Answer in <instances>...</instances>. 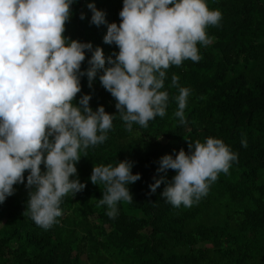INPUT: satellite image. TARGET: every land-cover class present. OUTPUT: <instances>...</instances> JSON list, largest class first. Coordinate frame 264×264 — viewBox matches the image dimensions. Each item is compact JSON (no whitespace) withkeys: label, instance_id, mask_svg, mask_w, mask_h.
<instances>
[{"label":"trees","instance_id":"1","mask_svg":"<svg viewBox=\"0 0 264 264\" xmlns=\"http://www.w3.org/2000/svg\"><path fill=\"white\" fill-rule=\"evenodd\" d=\"M89 2L108 23L119 25L123 0H74L63 35L102 48L107 66V57L119 49L103 41L107 24L91 23ZM205 2L221 20L205 30L210 43L197 44L198 62L188 59L166 70L165 115L147 128L133 124L126 130L99 72L91 88L87 76L80 77L73 103L90 94L93 110L102 105L113 115L112 128L103 143L81 151L75 178L86 187L62 198V214L50 228L38 227L27 214L25 184L14 185V194L0 204V264H264V0ZM85 56L81 71L91 52L85 50ZM173 75L179 87L190 89L184 124L174 115L179 87L170 86ZM209 137L221 139L237 160L227 174H218L205 196L191 207H174L160 195L164 182L150 192L153 178L165 175L156 171L161 156L188 152V142ZM123 160L132 162V173L141 178L128 185L131 203L118 202L110 218L107 205L98 206L105 185H94L89 177L92 167H115ZM166 175L171 180L175 172ZM26 177L27 172L25 182Z\"/></svg>","mask_w":264,"mask_h":264},{"label":"clouds","instance_id":"2","mask_svg":"<svg viewBox=\"0 0 264 264\" xmlns=\"http://www.w3.org/2000/svg\"><path fill=\"white\" fill-rule=\"evenodd\" d=\"M72 3L0 0V204L14 194L15 184L24 183L27 214L43 229L61 216L63 197L86 187L75 178L81 151L103 143L112 128L113 115L102 105L93 110L90 94L73 103L81 92L80 77L86 75L91 88L99 72V81L115 99L126 130L132 131L133 124L147 128L149 121L165 115L169 97L161 89L166 70L184 60L198 62L197 44L208 45L206 28L221 20V13L210 10L205 0H123L117 25L108 23L105 13L89 2L91 23L107 24L103 41L119 49L107 57L106 66L102 48L93 49L90 42L63 35ZM85 50L91 56L81 71ZM170 86L179 87L178 76H172ZM189 94L190 89L179 87L174 115L181 124L186 123ZM241 144L247 147L246 140ZM188 149L161 156L156 171L165 175L154 177L149 185L155 193L164 182L160 195L174 207L198 202L218 174H227L237 160L221 139L188 142ZM131 168L128 160L115 167H92V184L103 183L106 188L98 206L107 205L110 218L117 214L118 202L133 200L128 185L141 177ZM169 169L175 172L171 180L166 175Z\"/></svg>","mask_w":264,"mask_h":264}]
</instances>
